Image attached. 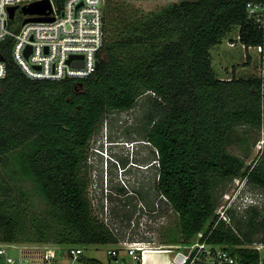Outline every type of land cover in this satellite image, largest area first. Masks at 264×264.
Masks as SVG:
<instances>
[{"label":"trees","instance_id":"1","mask_svg":"<svg viewBox=\"0 0 264 264\" xmlns=\"http://www.w3.org/2000/svg\"><path fill=\"white\" fill-rule=\"evenodd\" d=\"M249 2L264 4L181 0L142 12L105 0L98 65L81 79H30L10 58V41L0 43L6 61L0 79V164L12 162L14 172L31 178L50 205L59 221L52 242H116L92 214L84 163L103 114L131 108L143 93L146 141L157 156L153 188L178 217L177 236L168 235L165 243L208 231L234 178L245 176L246 189L255 185L264 191L263 168L245 165L228 151L239 139L237 126L264 129V76L219 78L210 52L237 28L240 43L261 46L264 60V28L249 15ZM10 210L0 204V242H49L44 225L35 236L19 238L18 217ZM247 210L251 215L242 224L230 209L232 226L218 222L209 240L225 245L242 264H258V251L243 246L264 243V218L254 220L257 204ZM252 232L261 233L258 240ZM78 260L103 264L85 256Z\"/></svg>","mask_w":264,"mask_h":264},{"label":"rangeland","instance_id":"2","mask_svg":"<svg viewBox=\"0 0 264 264\" xmlns=\"http://www.w3.org/2000/svg\"><path fill=\"white\" fill-rule=\"evenodd\" d=\"M108 1L124 5V8L149 12L181 0ZM14 21L18 26V20ZM13 23L11 21V24ZM12 29L17 30L15 27ZM210 52L211 64L219 78L228 79L233 75L237 77L264 75V60H262L261 52L255 47L245 48L238 40L237 28L221 43L211 48ZM147 99L146 93H143L131 108L107 111L103 114L101 123L89 142L83 172L87 178L86 194L91 204L92 214L103 222L113 235L115 234L116 240L124 237L123 233L127 232L131 218L133 224L131 234H136L138 239L150 240L158 244L164 242L170 234L177 236L178 217L174 211L170 210L168 203L164 202L165 200L160 195L155 194L154 188H151L156 177V166L152 162L157 156L154 147L146 141ZM235 131L239 139L233 140L228 151L242 158L245 165H259L264 170V129L256 130L239 125ZM13 168L12 162L8 166L0 164V204L6 210L11 209L10 211L16 213L20 229L19 238L35 236L37 233L35 229L44 225L48 227V231L43 232L49 238V242H11L16 248L9 249L10 255L16 259L19 255H26L31 261L37 262L45 248L51 247L57 251L58 262L74 264L75 262L65 253L68 247L75 246V244L51 241L59 221L54 216L52 217L50 205L37 192L34 181L14 172ZM246 192L253 195L259 207V213L255 215L254 220H262L264 218V191L253 185L251 188L247 187ZM138 195L144 199L142 201L145 204L154 201L153 206H155V203H158L161 213L166 217L154 218L153 214L149 221V216H144L145 212L143 214L140 212V203L134 201ZM127 204L133 206L132 210L130 206H126ZM236 215L241 216L242 224H246L251 214L247 210L238 212ZM259 235L261 233H251L254 240H258ZM248 244L252 242L244 243V245ZM76 246L81 247L80 244ZM112 247L115 248L116 245L112 243L90 244L82 247L83 256L97 259L103 264H138L131 261L127 255H125V260L115 263L106 254V250Z\"/></svg>","mask_w":264,"mask_h":264},{"label":"built area","instance_id":"3","mask_svg":"<svg viewBox=\"0 0 264 264\" xmlns=\"http://www.w3.org/2000/svg\"><path fill=\"white\" fill-rule=\"evenodd\" d=\"M36 1L41 0H0V43L10 41V58L30 79L60 81L81 79L90 75L97 66V55L103 44L105 0H63L60 4L58 0H48L49 7L44 9V13L31 14L22 11L24 7ZM10 7H15L12 18ZM247 10L254 21L264 28V4L249 2ZM29 17L41 19L23 22ZM16 19L18 26L14 21ZM11 21L14 23L11 24ZM255 48L261 52V46ZM1 56H4L2 46L0 79L6 75V61L5 58L1 59ZM245 183V176L236 177L231 181L215 210L214 224L208 231H198L191 240L155 244L150 240L138 239L136 234H131L133 224L130 218V226L127 232L123 233L124 237L116 240V247L107 249L106 254L116 259L119 251L123 250L131 261L139 263L147 254L161 251L169 256L170 264H242L225 245L209 240V235L218 222L231 225L228 212L230 209L238 213L256 205L253 195L246 192ZM161 197L167 202L164 196ZM153 214L154 218L166 217L161 213L158 203L152 211L143 215L149 216L150 221ZM82 247L84 246L75 245L66 249V256L71 258L74 264H85L78 260L83 255ZM243 247L258 251V264H264V243L254 241ZM12 248H16L15 244L0 242V264H64L57 261V251L51 247L45 248L37 262L31 261L26 255L14 258L9 253Z\"/></svg>","mask_w":264,"mask_h":264},{"label":"crops","instance_id":"4","mask_svg":"<svg viewBox=\"0 0 264 264\" xmlns=\"http://www.w3.org/2000/svg\"><path fill=\"white\" fill-rule=\"evenodd\" d=\"M161 243H165V241ZM123 252L124 251L121 250V252L118 253L116 259H113L115 263H119L120 261L125 260V255L127 254L125 252L124 254H122ZM140 264H169V256H167V254H165L164 252L157 253V254H154V252L149 253L144 257V259H141Z\"/></svg>","mask_w":264,"mask_h":264},{"label":"water","instance_id":"5","mask_svg":"<svg viewBox=\"0 0 264 264\" xmlns=\"http://www.w3.org/2000/svg\"><path fill=\"white\" fill-rule=\"evenodd\" d=\"M49 7V1L48 0H41V1H36L31 3L30 5H28L27 7H24L22 9V11L24 13H37V14H41L44 13V9ZM15 7H10L9 11H10V17H13V12H14ZM41 19L40 17H29V18H25L23 22H26L28 20H38ZM4 56H1V59H3ZM98 65V61L96 63Z\"/></svg>","mask_w":264,"mask_h":264},{"label":"flooded vegetation","instance_id":"6","mask_svg":"<svg viewBox=\"0 0 264 264\" xmlns=\"http://www.w3.org/2000/svg\"><path fill=\"white\" fill-rule=\"evenodd\" d=\"M152 164H153V162H152ZM151 165V164H150ZM151 188L153 189V184H152V186H151ZM139 196V195H138ZM138 196H136V199H134V201L136 200V202L138 201L139 203H140V207H139V210H140V212H142V214H143V212H148V211H152L153 210V208H154V206H153V203H154V201H152L150 204H145L142 200H144V199H142L140 196L138 197ZM145 196V195H144ZM143 196V197H144ZM145 202H147V201H145ZM131 204V203H130ZM130 204H127L126 206H130L131 207V210H132V208H133V206H131Z\"/></svg>","mask_w":264,"mask_h":264},{"label":"bare ground","instance_id":"7","mask_svg":"<svg viewBox=\"0 0 264 264\" xmlns=\"http://www.w3.org/2000/svg\"><path fill=\"white\" fill-rule=\"evenodd\" d=\"M157 253H163V252H161V251H160V252H159V251H157V252H154V254H157ZM169 264H170V262H169Z\"/></svg>","mask_w":264,"mask_h":264}]
</instances>
